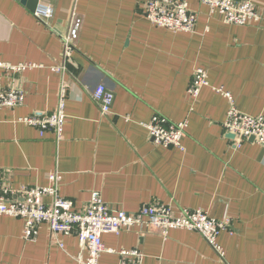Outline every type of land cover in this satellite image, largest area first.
I'll use <instances>...</instances> for the list:
<instances>
[{
  "label": "crops",
  "instance_id": "crops-1",
  "mask_svg": "<svg viewBox=\"0 0 264 264\" xmlns=\"http://www.w3.org/2000/svg\"><path fill=\"white\" fill-rule=\"evenodd\" d=\"M147 1L43 0L54 10L45 26L19 0H0V64L35 66L15 75L0 69V90L12 84L25 94L23 106L0 108V180L14 190L45 188L55 174L59 197L75 212L96 192L114 211L162 204L230 221L217 239L222 257L196 233L162 238L132 229L103 235L98 264H119L110 251L132 249L142 264H264V148L248 141L236 149L223 131V94L240 112L264 117V0H253L260 24L243 27L185 0L197 15L193 33L152 26ZM73 15L81 28L64 60L62 36ZM196 68L207 72L208 86L192 100ZM100 86L113 94L106 116L92 98ZM62 90L60 138L21 123L56 112ZM154 116L186 122L182 150L149 140L144 125ZM78 252L73 235L53 238L43 224L34 242L25 241L23 221L0 216V264H76Z\"/></svg>",
  "mask_w": 264,
  "mask_h": 264
},
{
  "label": "built area",
  "instance_id": "built-area-1",
  "mask_svg": "<svg viewBox=\"0 0 264 264\" xmlns=\"http://www.w3.org/2000/svg\"><path fill=\"white\" fill-rule=\"evenodd\" d=\"M201 5L217 12L227 25L243 27L259 25L262 20L261 9L253 0H200ZM145 19L154 27L171 32L193 33L197 15L189 10L185 0H148L143 7ZM34 17L43 25L49 26L54 17V10L37 0L33 11ZM81 28V21L72 16L67 31L62 36L63 59L73 53L75 42ZM34 65L11 66L0 64V69L13 75L23 73ZM64 69V68H63ZM61 68L55 71L63 72ZM13 78L11 77V80ZM208 86L207 72L196 68L187 88L190 99L196 100L200 91ZM228 101V110L223 123L226 136L232 135L233 145L240 148L253 138V142L264 148V117L250 116L240 112L229 94H223ZM92 98L101 115L110 114L113 94L103 86L98 87ZM25 94L18 86L10 85L0 90V108L14 109L23 106ZM56 112L52 114H34L22 119L21 123L35 128L40 137L52 131L57 138L62 135L66 119L64 113V91L61 92ZM149 140L157 147L182 150L186 122L171 123L162 116H154L149 124L144 125ZM55 174L49 176L50 186L11 189L0 180V216L21 219L23 221V239L34 242L38 236L39 226L47 225L54 237L75 236L78 245L76 264H98L100 256L106 252L102 242L103 235H119L122 231L138 229L155 232L166 238L172 230H186L196 233L220 257L222 248L218 244L221 232L230 230L228 219L216 220L203 210H182L176 214L172 205H151L135 213L123 210L114 211L102 200L99 193H93L81 212L72 210L70 202L59 197L56 189ZM44 199L49 203L45 204ZM119 256V264H142L138 250L110 251Z\"/></svg>",
  "mask_w": 264,
  "mask_h": 264
},
{
  "label": "water",
  "instance_id": "water-1",
  "mask_svg": "<svg viewBox=\"0 0 264 264\" xmlns=\"http://www.w3.org/2000/svg\"><path fill=\"white\" fill-rule=\"evenodd\" d=\"M19 1L21 2V4L26 5L32 11H34L37 4V0H19ZM227 137L230 139L234 138L232 135H228ZM249 141L253 142V138H251Z\"/></svg>",
  "mask_w": 264,
  "mask_h": 264
}]
</instances>
